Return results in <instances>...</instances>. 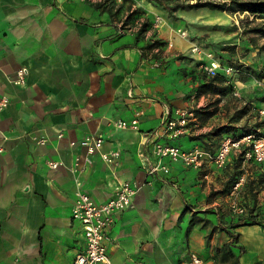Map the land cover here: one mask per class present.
Listing matches in <instances>:
<instances>
[{
  "label": "crops",
  "instance_id": "crops-1",
  "mask_svg": "<svg viewBox=\"0 0 264 264\" xmlns=\"http://www.w3.org/2000/svg\"><path fill=\"white\" fill-rule=\"evenodd\" d=\"M139 19L149 22L143 34ZM171 19L150 0H0V99L9 98L0 110V264H73L86 244L71 216L77 185L104 203L124 180L138 190L106 231L113 264H193L191 254L205 264H264V228L233 227L228 195L215 194L223 168L165 157L169 173L148 172L156 143L200 145L215 123L164 134L177 108L204 100L193 98V64L183 58L191 43ZM156 39L158 54L145 47ZM22 66L27 81L18 85ZM136 116L138 129L115 127ZM87 135L103 138L102 151L119 149L118 162L88 155L79 144Z\"/></svg>",
  "mask_w": 264,
  "mask_h": 264
},
{
  "label": "built area",
  "instance_id": "built-area-1",
  "mask_svg": "<svg viewBox=\"0 0 264 264\" xmlns=\"http://www.w3.org/2000/svg\"><path fill=\"white\" fill-rule=\"evenodd\" d=\"M143 20H137L138 25H142ZM159 19L156 20V23ZM179 35L183 38H188L186 29L179 30ZM168 48H173L172 41L168 42ZM190 54L195 56H204V58L211 59V63L201 62L200 67L209 75H215L220 68V62L214 57L213 52L206 50L203 44L199 42H192L188 48ZM227 74L231 75L234 72L232 66L224 67ZM28 68L22 66L17 70L16 78L13 80L15 84L24 85L27 81ZM263 79L256 80L258 85H262ZM234 93L238 94V90L234 89ZM9 103V98L2 95L0 99V110L4 109ZM264 114V105L260 109ZM138 116V115H137ZM131 120L118 119L115 121V127L120 129L131 128L138 129V117ZM198 117L194 107L177 108L175 117L170 118L164 125V134L170 138H176L184 134L190 126H196ZM34 140L38 143H44L46 138L44 136H34ZM103 138L99 135H87L79 141L88 155L95 152L101 153L103 161L109 166L115 165L120 156L119 149L109 151H102ZM76 142H71L75 145ZM244 151V162L264 165V134L252 132L242 137H235L231 135H224L215 151H211L206 147L194 145L190 148H183L176 143H156L154 146V153L158 158L157 163L152 164L148 168L149 173H155L158 170H163L169 173V165L162 163V159L169 157L173 162H181L186 167L195 169L223 168L229 162L232 154ZM87 162L91 163V158H87ZM51 167H58L59 163L56 161L50 162ZM82 168H79V159H76L74 171L79 173ZM205 176H208L206 174ZM246 173H243L233 185L230 196L233 197L243 186L246 181ZM137 188L131 184L130 181L124 180L117 184L114 195L104 203L96 202L92 196L80 185H77L75 191V200L71 207V216L73 220L81 223L86 239L85 248L77 253L73 264H113L111 257L108 254L105 244L106 231L114 222V214L117 211L127 208L137 192ZM230 207L235 213H242L244 208L232 198ZM191 261L193 264H205L204 260L196 255L191 254Z\"/></svg>",
  "mask_w": 264,
  "mask_h": 264
},
{
  "label": "rangeland",
  "instance_id": "rangeland-1",
  "mask_svg": "<svg viewBox=\"0 0 264 264\" xmlns=\"http://www.w3.org/2000/svg\"><path fill=\"white\" fill-rule=\"evenodd\" d=\"M194 1L196 0H170L169 2L170 4L176 2L187 4ZM244 15L245 13H232L228 10L185 8L175 10L171 15V20L175 21L177 29H186L189 43L199 42L204 45L206 50L213 52L214 57L220 62L221 66H225L227 60L244 63L245 65L262 66L264 64V51L255 49L248 43V38L243 32L244 27L241 22V18H243ZM259 40L261 43L264 41V38ZM246 47L251 48V50H246ZM185 59L194 66L196 62L194 57L188 55ZM232 77L233 84L235 85L233 88L238 90V94H235L232 89V91L226 95H219L217 93L201 95L204 100L200 107H206L210 113L201 118L199 117L200 123L198 126L200 125V127H202L203 124L212 118L215 123L207 131L209 132L213 127L228 122L237 111L247 106V113L241 122L246 121L250 125L259 124L257 126L258 132H264V114L260 112V109L264 105V82L262 85H258L256 80L261 78L250 74L249 71L244 70V68L240 72L235 69ZM193 98L197 97L194 96ZM193 107L196 108V106ZM200 135L202 136L203 134ZM221 137H223V135ZM204 140H206V137ZM204 140L202 139V142ZM192 143L194 142L185 141L182 147L187 148ZM206 143H208V145L210 144L209 138ZM215 147L216 146H207V149L213 151ZM258 170H260V168L253 165L244 167V172L247 177L246 180H255ZM223 173H225V169ZM257 188L259 190V200L264 201V184H259V186L257 184ZM240 189L241 190L233 197L229 195V192L227 201L228 206L232 198L236 199V201L241 204L245 201H249L248 187L242 186ZM230 213L232 215L234 211L231 209Z\"/></svg>",
  "mask_w": 264,
  "mask_h": 264
},
{
  "label": "trees",
  "instance_id": "trees-1",
  "mask_svg": "<svg viewBox=\"0 0 264 264\" xmlns=\"http://www.w3.org/2000/svg\"><path fill=\"white\" fill-rule=\"evenodd\" d=\"M159 7L161 10L166 11L170 16L175 10L178 9H200V8H209V9H218V10H228L232 13H245L244 17L241 18L243 24V32L247 35L248 43L252 45L255 49L264 51V41L260 43L261 38H264V0H196L192 3L182 4L174 3L170 4V0H150ZM247 13V14H246ZM149 22L143 21L140 27V34L145 33L148 30ZM164 45L163 42L156 39L152 43L146 44V49L153 50L156 47H159L158 52L161 51V48ZM246 50H251V48L246 47ZM183 58H186L183 57ZM230 61V62H228ZM201 61H196L190 72L192 80L194 82L193 90L195 97H199L202 94L217 93L219 95H226L234 90L233 77L232 74L229 75L226 73L224 67L232 66L236 71L240 72L244 70L249 71L250 74H253L264 80V64L262 66H253L245 65L244 63L232 62L227 60L225 66H222L221 69L215 75H209L206 71L199 68ZM196 115L199 119L202 116L208 115L210 112L206 107H196ZM247 113V106H244L242 109L237 111L228 122L220 124L216 127H213L209 132L204 133L202 136H197L201 141V145L207 146H216L217 149L221 136L231 135L235 137H242L252 132H257L258 134H264V132H258L257 126L259 124L250 125L246 121L241 122L244 116ZM206 137V140H204ZM209 138L210 144L206 143ZM202 139L204 140L202 142ZM213 150V151H215ZM223 169H225L226 179L222 188L216 193L220 194H229L235 182L239 177L245 173L244 172V151L238 152L232 156ZM251 165L260 168L257 172L256 179L246 180L243 186L248 187L249 192V201L244 203H239L244 211L242 213H235L231 215V207L228 206V213L231 219L234 221L233 227L243 226V225H252L258 224L264 228V201H260L258 198V188L257 184H264V165L251 163ZM241 190V189H240ZM237 237V236H236ZM235 238V237H234ZM244 252V248L240 247V253Z\"/></svg>",
  "mask_w": 264,
  "mask_h": 264
}]
</instances>
